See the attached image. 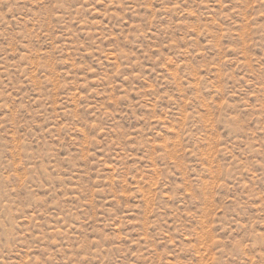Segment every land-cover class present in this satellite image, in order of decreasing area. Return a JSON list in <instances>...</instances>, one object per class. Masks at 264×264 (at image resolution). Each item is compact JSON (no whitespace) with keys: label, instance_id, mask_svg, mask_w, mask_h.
Here are the masks:
<instances>
[{"label":"rangeland","instance_id":"1","mask_svg":"<svg viewBox=\"0 0 264 264\" xmlns=\"http://www.w3.org/2000/svg\"><path fill=\"white\" fill-rule=\"evenodd\" d=\"M0 264H264V0H0Z\"/></svg>","mask_w":264,"mask_h":264}]
</instances>
